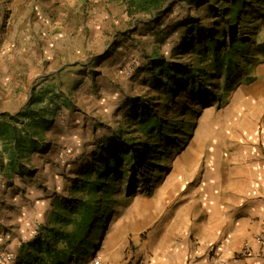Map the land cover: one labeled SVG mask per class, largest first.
I'll use <instances>...</instances> for the list:
<instances>
[{"label": "rangeland", "instance_id": "rangeland-1", "mask_svg": "<svg viewBox=\"0 0 264 264\" xmlns=\"http://www.w3.org/2000/svg\"><path fill=\"white\" fill-rule=\"evenodd\" d=\"M223 1L197 0L195 6L168 0L170 12L155 16L127 10L124 0H0V111L13 114L34 94L39 100L31 108L46 123L35 135L38 149L23 159L30 174L0 180V205L18 206L25 215L23 240L54 224V204L69 196L72 178L90 167L114 132L123 139L111 147L125 158L109 174L115 175L113 192L90 235L92 247L69 264H179L194 251L196 221L235 209L244 195H261L264 0L238 31L258 34L247 55L253 64L233 83L226 85L219 74L196 99L186 86L169 98L163 74L157 78L146 68L153 59L206 64L180 35L190 16L213 26L208 5L220 9ZM130 102L160 112L171 125L166 140L145 137L132 124L135 116L125 110ZM206 252L208 263L216 264L223 242L210 243ZM232 253L229 259H242Z\"/></svg>", "mask_w": 264, "mask_h": 264}, {"label": "trees", "instance_id": "trees-1", "mask_svg": "<svg viewBox=\"0 0 264 264\" xmlns=\"http://www.w3.org/2000/svg\"><path fill=\"white\" fill-rule=\"evenodd\" d=\"M167 1L124 0L127 10L129 7L132 12L155 16L170 12L172 7L166 6ZM260 1L224 0L227 5L220 9L209 3L208 6L212 7L209 14H213L214 18L211 21L213 26H202V21L197 15L188 17L189 20L184 23V30L180 35L182 39L184 38L182 44H189L191 41L195 56L200 61L206 60V64L201 67H188L184 64L153 59L152 67L146 68L156 77L163 74L160 84L166 87L162 91L170 98L179 87L186 86L187 92L196 99L205 91L203 85L209 82L210 77L223 74L224 83L227 85L233 83L234 77L242 70L248 71L254 58L252 54L248 57L247 55L255 48L258 33L239 32L250 15L259 13ZM186 2L190 4L195 2V6L199 5L197 0ZM260 14L264 17V9ZM253 20L251 16L250 22ZM259 47L264 48V42ZM35 96L31 94L30 100L13 114L0 111V180L8 181L16 172L30 174L23 164V159L28 162L29 155L38 149L40 140L35 135L40 127L46 126L44 115L31 108L32 100H39V97ZM139 104L130 102L125 108L131 112V114L127 112V116H135L132 124L136 125L145 137L153 138L155 135L157 140H166L165 133L171 125L164 121L160 112L150 111L148 106ZM119 134L114 132L105 138V143L98 146L99 153L90 161V167H82L77 171L76 177L71 180L69 196L57 201L53 206L54 224L41 225L31 238L20 241L18 251L13 252L10 264H69L72 260H77L83 250L92 247L90 235L96 231L99 215L106 206L103 203L106 194L113 192L112 180L115 179V175L109 174L117 162L125 158V155L111 147L112 143L117 144L118 140L123 139ZM150 154L151 152H147L143 157L144 168L150 164L148 161ZM131 161L127 159L126 164H131ZM94 222L96 224L91 228Z\"/></svg>", "mask_w": 264, "mask_h": 264}, {"label": "crops", "instance_id": "crops-1", "mask_svg": "<svg viewBox=\"0 0 264 264\" xmlns=\"http://www.w3.org/2000/svg\"><path fill=\"white\" fill-rule=\"evenodd\" d=\"M259 193L258 196L244 195L233 210L218 211L215 215L196 221L198 224L194 236V251L179 264H209L206 248L210 243L219 241L223 242V253L216 264H264V241L260 243L255 238L264 226V191L261 195ZM19 209L16 206L14 211L5 204L0 205V244L4 242L3 245L14 253L18 251L20 239L23 240L25 236L24 233L19 234L21 233L19 230L25 229L26 226L23 219L25 215L21 216ZM24 209L27 214L25 206ZM3 227L8 228L9 231L3 232ZM243 245L250 247L251 256L229 259V253ZM150 264H165V262L156 259Z\"/></svg>", "mask_w": 264, "mask_h": 264}, {"label": "built area", "instance_id": "built-area-1", "mask_svg": "<svg viewBox=\"0 0 264 264\" xmlns=\"http://www.w3.org/2000/svg\"><path fill=\"white\" fill-rule=\"evenodd\" d=\"M256 240L260 243L264 241V226L261 227L259 233L256 236ZM213 254H217V249L211 247ZM235 258H245L249 257L251 254V249L247 245L241 246L238 250L232 251ZM14 253L13 251L7 249L3 244H0V264H10L13 260Z\"/></svg>", "mask_w": 264, "mask_h": 264}]
</instances>
